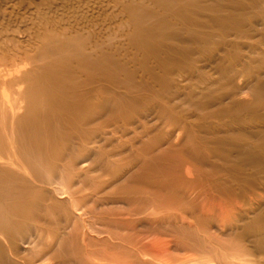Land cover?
I'll return each instance as SVG.
<instances>
[{
	"label": "rangeland",
	"instance_id": "rangeland-1",
	"mask_svg": "<svg viewBox=\"0 0 264 264\" xmlns=\"http://www.w3.org/2000/svg\"><path fill=\"white\" fill-rule=\"evenodd\" d=\"M0 163V264H264V0H0Z\"/></svg>",
	"mask_w": 264,
	"mask_h": 264
},
{
	"label": "bare ground",
	"instance_id": "bare-ground-1",
	"mask_svg": "<svg viewBox=\"0 0 264 264\" xmlns=\"http://www.w3.org/2000/svg\"><path fill=\"white\" fill-rule=\"evenodd\" d=\"M1 164V163H0ZM2 166H3V164H2Z\"/></svg>",
	"mask_w": 264,
	"mask_h": 264
}]
</instances>
